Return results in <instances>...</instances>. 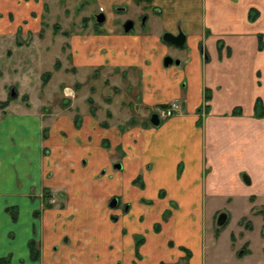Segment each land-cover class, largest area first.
<instances>
[{
  "label": "crops",
  "instance_id": "0c3cea01",
  "mask_svg": "<svg viewBox=\"0 0 264 264\" xmlns=\"http://www.w3.org/2000/svg\"><path fill=\"white\" fill-rule=\"evenodd\" d=\"M97 1L108 4L99 7L107 21L125 7L147 22L73 37L74 65L119 69L133 97L122 109L118 96L95 107L83 88L77 109L66 85L67 108L35 104L26 91L23 103L12 91L0 99L11 98L0 105V264H217L230 220L239 228L229 235V262L264 264V0L260 8L251 0ZM26 9V0H0V36L16 34ZM167 31H183L184 46L166 43ZM167 55L180 63L165 65ZM173 100L180 110L155 125L156 106ZM141 105L148 116L137 123ZM222 203L240 215L219 214Z\"/></svg>",
  "mask_w": 264,
  "mask_h": 264
},
{
  "label": "rangeland",
  "instance_id": "374dc122",
  "mask_svg": "<svg viewBox=\"0 0 264 264\" xmlns=\"http://www.w3.org/2000/svg\"><path fill=\"white\" fill-rule=\"evenodd\" d=\"M145 1L142 3L143 5L137 6L136 3H132L129 7L141 8L140 6L143 7L146 3H151L149 0ZM251 1L254 4L253 6L257 8H260V5L263 6L260 3L261 0ZM100 4L108 7V4L97 0H26L27 12L21 16V20L18 18L21 21V27H19L16 34L0 36V39L4 38L5 40V46L2 48L3 53L0 55V99L6 98V95L15 88L16 95L14 97H18V101L21 103L27 101L28 95L24 94L20 98L19 93L26 91L32 93L35 104L36 98L39 97L42 100L39 104L48 102L47 106L52 109L57 106L58 108L59 106L67 108L74 101L73 97L67 98V96L65 99L67 101H63V90L66 85H69L76 90V97H79L74 103L77 109L81 107L79 102L81 103L84 98L83 94L81 95L83 88L85 89V95L88 97L87 99L84 98L85 105L91 104L90 106H95L94 104H96L98 107L102 106L104 108L103 105L110 101L109 98L114 100L117 96L119 101L117 99L114 101L119 109H122L121 106L123 104H128L133 94H126L128 92L126 90V87H128L127 81L121 79L119 69L114 71V68L110 69L108 66V68L105 67L101 70L81 68L80 72H78L79 67L74 65L75 55L71 46L73 37L78 39L86 34L104 33L105 28L109 24L116 23L121 26L129 18L136 21V29L145 26L142 24L143 17L141 18L145 12L142 13L141 10L132 9L124 11L113 10V14H116L115 16L110 13L109 17L107 16L109 20H106V23H98L95 15L100 12ZM253 9L256 10L255 8ZM143 11L148 12V10ZM152 11L149 10V13ZM14 19L15 15L12 13L11 20L14 22L16 21ZM30 22L31 27L28 24ZM33 22L36 23L33 24ZM24 26L27 28L26 31L22 29ZM47 72H50L51 75L45 78ZM4 81L6 85L10 82L12 85L4 88ZM136 82L137 80H134L136 85L135 92H137L134 102L139 101V104H141V94H138L141 85H137ZM66 92L69 93L71 91L66 90ZM8 97L6 100H0V102L10 101L9 99L11 98ZM16 99L14 100L17 101ZM102 114H104L105 118L107 117L105 113ZM147 116L148 110L143 109L142 105L138 108L137 113H134L137 123L146 120ZM122 119L123 116H115L113 121H121ZM241 211L242 208L233 212L229 210L225 203H222L220 204L219 214L228 212L231 217H234L240 215ZM242 221L246 222V219H242ZM238 228L239 224L233 220L232 222L230 220L227 227L221 228L218 237V247H215L216 250H214L215 245L209 238L214 228L210 226V223L207 224L208 250L217 252V264H231L228 258V249L231 243L229 235L232 232L236 233ZM239 264H249V259L245 258Z\"/></svg>",
  "mask_w": 264,
  "mask_h": 264
},
{
  "label": "water",
  "instance_id": "95a60500",
  "mask_svg": "<svg viewBox=\"0 0 264 264\" xmlns=\"http://www.w3.org/2000/svg\"><path fill=\"white\" fill-rule=\"evenodd\" d=\"M96 20L98 23H103L105 22L106 20V14L103 12V11H100L99 13H97L96 15ZM134 26V21L132 19H128L125 23H124V30L126 32H129ZM163 39L169 43H172V44H175L177 46H182L185 44L186 42V35L184 34V32H180L179 34H173V33H170V32H166L164 35H163ZM176 62V63H180V60H174L172 57L170 56H167L165 59H164V63L165 65H168L170 63H173V62ZM11 95L12 96H15L16 95V91H15V88L12 89V92H11ZM151 121L155 124V125H158L160 124V118L158 116L157 113H154L151 117ZM118 167H121V164H118ZM244 179L246 182L250 183V178L248 175H244ZM226 221V214H221L218 218V225H223Z\"/></svg>",
  "mask_w": 264,
  "mask_h": 264
},
{
  "label": "trees",
  "instance_id": "16d2710c",
  "mask_svg": "<svg viewBox=\"0 0 264 264\" xmlns=\"http://www.w3.org/2000/svg\"><path fill=\"white\" fill-rule=\"evenodd\" d=\"M257 14H258V12H257L256 10L251 9V11H250V17H251V19H255V17H256ZM259 42H260V48H262V46H263V42H262V37H261V36H260ZM50 75H51V73H50V72H47V73L45 74V78L49 77ZM209 98H210V96H207V99H209ZM166 104H167V103H166ZM0 105H7V101H6V102H0ZM163 105H165V104H163ZM256 109L258 110V113H259L260 115L263 114V107H262V102H261L260 99H258V101H257ZM48 194H49V193L46 191V192H45L46 197H48ZM12 213H13V216H14V218H15V217H16V216H15V215H16L15 212L12 211ZM30 248H31L32 257H33V258H37L38 255H39V253L36 252V246H35L33 240L30 242Z\"/></svg>",
  "mask_w": 264,
  "mask_h": 264
},
{
  "label": "built area",
  "instance_id": "2783aa9c",
  "mask_svg": "<svg viewBox=\"0 0 264 264\" xmlns=\"http://www.w3.org/2000/svg\"><path fill=\"white\" fill-rule=\"evenodd\" d=\"M179 100H173L165 105H159L156 109L155 112L158 114L159 117L161 118H169L173 116L177 111L180 110Z\"/></svg>",
  "mask_w": 264,
  "mask_h": 264
},
{
  "label": "flooded vegetation",
  "instance_id": "af4514ba",
  "mask_svg": "<svg viewBox=\"0 0 264 264\" xmlns=\"http://www.w3.org/2000/svg\"><path fill=\"white\" fill-rule=\"evenodd\" d=\"M136 1V3L137 4H140L141 2H146L145 0H135ZM149 2H152V0H149ZM151 4V3H150ZM150 4H145L146 6H145V8L148 6V5H150ZM119 8V7H118ZM116 8V10H118V11H124V10H127V8H125V7H122V8ZM100 11H103L102 9L100 10ZM155 11V10H154ZM143 17V18H142ZM141 18H142V24L143 25H145L146 24V22H147V19H148V15L146 16V14H143L142 16H141ZM95 19H96V16H95ZM129 19H131V18H129ZM128 19H126L124 22H123V29H124V23L127 21ZM133 20V19H132ZM134 21V20H133ZM104 23V22H103ZM134 25H135V21H134ZM134 27V26H133ZM133 29V28H132ZM131 29V30H132ZM168 32V31H167ZM180 32H183V31H179L177 34H179ZM166 33V32H165ZM164 33V34H165ZM171 33V32H170ZM163 34V35H164ZM174 34V33H173ZM185 34V33H184ZM164 40V39H163ZM165 41V40H164ZM166 43H168L169 45H172V46H174L175 48L176 47H182V46H184V45H182V46H177V45H175V44H172V43H169V42H167V41H165ZM167 56H170V57H172L171 55H167ZM166 56V57H167ZM165 57V58H166ZM173 58V57H172ZM174 59V58H173ZM178 58H175L174 60H177ZM179 60V59H178ZM175 62V61H174ZM176 63V62H175ZM170 64H172V63H170ZM169 65V64H168ZM158 106H156V108H157ZM155 108V109H156ZM154 109V108H153ZM155 109H154V112H155ZM156 113V112H155Z\"/></svg>",
  "mask_w": 264,
  "mask_h": 264
}]
</instances>
